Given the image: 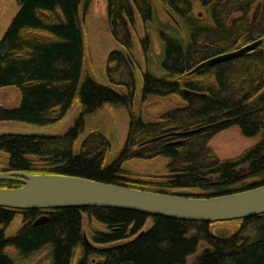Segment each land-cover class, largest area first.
I'll use <instances>...</instances> for the list:
<instances>
[{
  "label": "trees",
  "instance_id": "trees-1",
  "mask_svg": "<svg viewBox=\"0 0 264 264\" xmlns=\"http://www.w3.org/2000/svg\"><path fill=\"white\" fill-rule=\"evenodd\" d=\"M105 1L110 34L124 50L108 57L110 87L84 74L82 20L92 0H16L17 12L0 39V89L15 87L21 99L17 108L0 107V123L44 128L61 122L76 103L78 112L58 136L1 134L0 173L73 176L162 194L194 190L193 197L200 198L264 185V0H161L170 23L159 19L153 0ZM259 40L257 50L189 76L201 63ZM137 46L145 64L142 103L171 96L183 103L152 120L132 111L138 87L129 61L137 66ZM106 107L128 115L123 147L109 165L103 134L85 135V120ZM234 127L259 141L220 160L211 140ZM190 131L197 132L143 145ZM155 159L165 162L164 176L144 188L124 169L130 161ZM17 187L21 184L0 181V188ZM18 215L22 226L8 236ZM41 216L48 220L33 226ZM83 216L103 229L91 233L89 243ZM233 222L235 233L219 235L206 223L124 210L0 208V264H29L43 251L49 264H187L200 246L205 249L191 264H264V214ZM130 238L116 247H97Z\"/></svg>",
  "mask_w": 264,
  "mask_h": 264
},
{
  "label": "rangeland",
  "instance_id": "rangeland-1",
  "mask_svg": "<svg viewBox=\"0 0 264 264\" xmlns=\"http://www.w3.org/2000/svg\"><path fill=\"white\" fill-rule=\"evenodd\" d=\"M161 0H153L158 17L164 23H170L171 20L166 13L161 9ZM255 7L252 9L249 19H254L256 15ZM17 12L16 0H0V39L5 33L11 19ZM83 34H84V74L100 85L110 87L107 79L106 69L107 60L112 52H119L124 54V50L113 40L110 34V26L107 16V6L105 0H92L87 15L82 20ZM141 31V30H139ZM138 34H141L138 33ZM136 33V36L138 35ZM154 52L159 54L158 45L154 42ZM136 65L134 75L137 81L138 91L134 97L132 111L141 115L147 120H152L159 116L166 109L173 107H180L183 105L182 101L176 97L171 96L164 99L150 100L142 103L139 93L141 86V77L144 71V61L141 57V51L136 47ZM119 91H124L122 88H116ZM20 92L15 87H6L0 89V107L7 109H14L19 106ZM78 106L74 104L70 113L58 124L50 127L36 128L31 125L23 123H0L1 134H32L43 136H58L65 132V130L72 124L77 116ZM98 130L103 134V137L108 142V152L105 164L109 165L116 158L117 153L123 147L127 130H128V115L123 109H114L110 107L104 108L100 113L85 120V135L91 131ZM84 135V136H85ZM83 136V137H84ZM177 138L170 137L168 139ZM83 138L80 139V141ZM259 138H244L241 136L238 128L234 127L228 129L217 136H215L210 143L214 154L220 160L232 159L240 155L244 150L255 145ZM4 156L0 153V160ZM165 162L161 159H155L150 162L130 161L124 166L128 174L135 182H138L141 188L146 187L145 183H159L164 176ZM215 181V179H211ZM198 192L194 190H179L172 194H183L194 196ZM22 226V217L18 215L11 223L6 231L8 236L15 234ZM82 229L84 240H90V234L93 232L103 231L102 227L89 220L86 216L82 219ZM238 229L237 223L223 222L210 224L209 231L219 235H228L236 232ZM133 238L107 245L105 247L97 246L98 248H111L123 245L132 241ZM205 249V246H200L193 256L189 257L187 264L196 258ZM29 264H49L47 259V252L43 251L37 254Z\"/></svg>",
  "mask_w": 264,
  "mask_h": 264
},
{
  "label": "water",
  "instance_id": "water-1",
  "mask_svg": "<svg viewBox=\"0 0 264 264\" xmlns=\"http://www.w3.org/2000/svg\"><path fill=\"white\" fill-rule=\"evenodd\" d=\"M262 44L263 41L259 40L209 59L192 70L189 76L208 67L240 58L257 50ZM129 63L136 71L130 61ZM195 132L197 131L172 132L143 145L163 138L182 137ZM0 181L21 184V187L17 188H0V208L16 211L102 208L208 225L245 220L264 214V185L224 196L200 198L183 194L147 192L64 175H27L21 172H7L0 173ZM47 220V216H41L33 226L43 225Z\"/></svg>",
  "mask_w": 264,
  "mask_h": 264
}]
</instances>
